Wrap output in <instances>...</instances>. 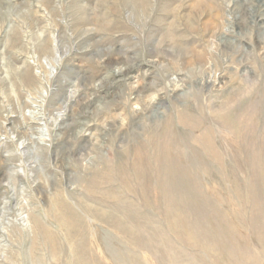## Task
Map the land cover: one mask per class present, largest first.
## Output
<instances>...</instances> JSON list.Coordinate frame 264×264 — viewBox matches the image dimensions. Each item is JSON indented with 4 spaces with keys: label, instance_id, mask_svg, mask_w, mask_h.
<instances>
[{
    "label": "rangeland",
    "instance_id": "374dc122",
    "mask_svg": "<svg viewBox=\"0 0 264 264\" xmlns=\"http://www.w3.org/2000/svg\"><path fill=\"white\" fill-rule=\"evenodd\" d=\"M0 264H264V0H0Z\"/></svg>",
    "mask_w": 264,
    "mask_h": 264
},
{
    "label": "bare ground",
    "instance_id": "6f19581e",
    "mask_svg": "<svg viewBox=\"0 0 264 264\" xmlns=\"http://www.w3.org/2000/svg\"><path fill=\"white\" fill-rule=\"evenodd\" d=\"M60 59V57L57 59V61ZM47 66L49 67V69H50V71L51 72H53V70L55 69L54 67H52V66H50V65H48L47 64ZM36 104V103H35ZM31 113V112H30ZM34 118V117H33ZM41 129H42V132H40V135H42V136H45L44 134L46 133H44V129L41 127Z\"/></svg>",
    "mask_w": 264,
    "mask_h": 264
}]
</instances>
